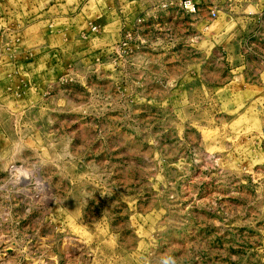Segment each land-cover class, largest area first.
<instances>
[{
	"label": "rangeland",
	"instance_id": "rangeland-1",
	"mask_svg": "<svg viewBox=\"0 0 264 264\" xmlns=\"http://www.w3.org/2000/svg\"><path fill=\"white\" fill-rule=\"evenodd\" d=\"M194 1L0 0V264H264V13Z\"/></svg>",
	"mask_w": 264,
	"mask_h": 264
},
{
	"label": "crops",
	"instance_id": "crops-1",
	"mask_svg": "<svg viewBox=\"0 0 264 264\" xmlns=\"http://www.w3.org/2000/svg\"><path fill=\"white\" fill-rule=\"evenodd\" d=\"M251 7V11H252V13H250V15H248V16H244V18L247 20V22H249L250 20V18H252L253 16L251 15V14H254V11L255 10H257V13H258V17H259V15L260 14H262V13H264V0H255L254 2H252L250 5L249 4H247L246 5V8H243V7H245V5L244 6H242V11H243V13H247V12H249V11H247V8L248 7ZM234 7H236V6H232V9H234ZM180 12L182 13L181 14V17H183V15H184V11H182V9L180 10ZM198 12V11H197ZM192 13V14H189V15H197L198 16V18H197V20H196V27L197 28H203V29H207V28H209L210 27V25H208L207 26V24L209 23V21H208V18H206V16H204L203 15V13ZM219 12V11H218ZM228 12V11H227ZM230 12H231V10H230ZM178 13V12H177ZM187 14V13H186ZM233 14V13H232ZM247 14H249V13H247ZM233 15H231V16H229V18L228 19H226L225 21V23H224V26H222V29H225V28H227L228 26H230L231 25V23H232V19H233V17H232ZM179 20V19H178ZM214 22V21H213ZM251 22L252 23H254V19H251ZM223 24V23H222ZM256 24H257V31L258 32H260V28L262 27V26H264V19H259L258 18V20L256 19ZM213 33V32H212ZM213 37V36H212ZM212 39H214V38H212ZM258 39H261V38H258ZM243 52H245V54H244V56H246L247 55V57L248 58H250L251 57V50L249 49V48H245V49H242V53ZM243 55H242V57H244ZM258 58V61L262 64V66H263V69H264V58L262 57V56H260V58H259V55L257 56ZM236 66V65H235ZM235 68H237V67H235ZM258 75H260V72H258L257 73Z\"/></svg>",
	"mask_w": 264,
	"mask_h": 264
},
{
	"label": "built area",
	"instance_id": "built-area-1",
	"mask_svg": "<svg viewBox=\"0 0 264 264\" xmlns=\"http://www.w3.org/2000/svg\"><path fill=\"white\" fill-rule=\"evenodd\" d=\"M177 1L179 3L180 9H182L186 13L192 14L198 11V4L194 0H177ZM210 15L214 17L215 12L211 11Z\"/></svg>",
	"mask_w": 264,
	"mask_h": 264
}]
</instances>
